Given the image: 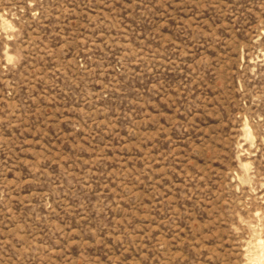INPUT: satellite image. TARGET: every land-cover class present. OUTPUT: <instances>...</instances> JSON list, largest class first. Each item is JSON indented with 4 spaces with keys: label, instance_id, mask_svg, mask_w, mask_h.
Wrapping results in <instances>:
<instances>
[{
    "label": "rangeland",
    "instance_id": "rangeland-1",
    "mask_svg": "<svg viewBox=\"0 0 264 264\" xmlns=\"http://www.w3.org/2000/svg\"><path fill=\"white\" fill-rule=\"evenodd\" d=\"M0 264H264V0H0Z\"/></svg>",
    "mask_w": 264,
    "mask_h": 264
}]
</instances>
